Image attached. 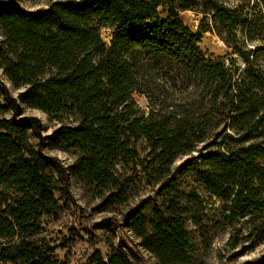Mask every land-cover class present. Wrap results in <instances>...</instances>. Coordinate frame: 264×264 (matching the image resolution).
Returning <instances> with one entry per match:
<instances>
[{
    "label": "trees",
    "instance_id": "trees-1",
    "mask_svg": "<svg viewBox=\"0 0 264 264\" xmlns=\"http://www.w3.org/2000/svg\"><path fill=\"white\" fill-rule=\"evenodd\" d=\"M183 11L216 23L242 67L202 52L205 31L185 26ZM101 29L112 31L108 43ZM0 37V71L11 85L0 79V263L67 264L39 237L69 201L67 169L31 142L41 138V122L23 108L74 118L54 147L69 145L74 171L97 187L120 190L114 166L134 159L130 142L144 138L169 196L151 219L129 215L138 244L118 229L116 247L106 257L94 251L87 264H131L128 252L138 247L159 264L192 263L185 195L167 176L177 156L201 144L214 150L183 172L225 202L229 223L245 216L264 223V0H58L36 12L0 0ZM135 93L148 100L147 113Z\"/></svg>",
    "mask_w": 264,
    "mask_h": 264
},
{
    "label": "rangeland",
    "instance_id": "rangeland-1",
    "mask_svg": "<svg viewBox=\"0 0 264 264\" xmlns=\"http://www.w3.org/2000/svg\"><path fill=\"white\" fill-rule=\"evenodd\" d=\"M28 12L46 8L58 0H16ZM160 11V9H159ZM161 17L165 14L160 12ZM206 16V17H205ZM179 20L193 33H201L199 48L214 57H225L226 65L231 60L242 67V63L232 49L228 48L216 31V23L197 11L179 12ZM112 31L101 29V38L108 43ZM1 41V37H0ZM2 79L9 89L11 85L0 71ZM15 94V92H13ZM172 98H178L177 89L167 91ZM136 105L144 112L149 110V102L144 95L133 94ZM23 116L37 117L41 122V138H31V142L44 155L55 157L67 169L69 201L63 204L61 211L52 219L44 222L39 237L49 245L56 247L55 256L67 264H87L94 251L106 257L116 247L119 232L138 244L137 239L126 226L129 215L140 211L151 219L152 210L163 208L168 194L161 189L154 174V165L148 164L149 150L144 138L131 141L129 149L134 151V159L120 160L113 169L121 183V188L111 186L97 187L82 179L74 171L75 156L69 145L54 147L58 141L61 126H74L73 117H64L57 121L39 110L23 108ZM233 139L237 136L229 133ZM214 150L212 147L197 146L188 155L177 156L167 178H171L184 193L180 205L185 207V229L194 240L196 248L190 264H264V223L245 216L229 223L225 217V202L212 195L204 185L184 173L183 167L198 154ZM163 181H166V179ZM123 202H114L119 192ZM60 199V195L56 194ZM131 264H159L156 258L141 247L137 253L128 252ZM9 264V263H0Z\"/></svg>",
    "mask_w": 264,
    "mask_h": 264
}]
</instances>
